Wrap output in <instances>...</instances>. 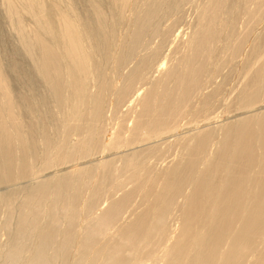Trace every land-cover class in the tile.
<instances>
[{
  "label": "bare ground",
  "instance_id": "1",
  "mask_svg": "<svg viewBox=\"0 0 264 264\" xmlns=\"http://www.w3.org/2000/svg\"><path fill=\"white\" fill-rule=\"evenodd\" d=\"M0 264H264V0H0Z\"/></svg>",
  "mask_w": 264,
  "mask_h": 264
}]
</instances>
